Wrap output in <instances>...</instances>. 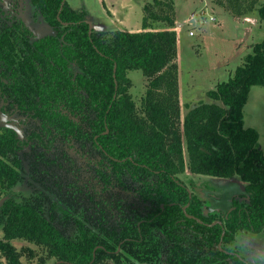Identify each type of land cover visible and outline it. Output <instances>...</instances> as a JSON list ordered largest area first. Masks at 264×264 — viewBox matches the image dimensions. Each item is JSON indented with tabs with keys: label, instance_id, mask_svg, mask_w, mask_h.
<instances>
[{
	"label": "trees",
	"instance_id": "16d2710c",
	"mask_svg": "<svg viewBox=\"0 0 264 264\" xmlns=\"http://www.w3.org/2000/svg\"><path fill=\"white\" fill-rule=\"evenodd\" d=\"M62 2L31 0L54 30L34 40L0 6V118L24 135L0 127V194L32 188L0 208V259L24 264L19 240L46 252L40 264H264V153L244 124L251 89L264 86V40L182 121L173 0L146 4L142 31L110 36L90 35L86 16ZM219 4L264 21V0ZM137 70L148 79L140 107ZM187 170L239 179L244 201L211 211L180 179Z\"/></svg>",
	"mask_w": 264,
	"mask_h": 264
},
{
	"label": "rangeland",
	"instance_id": "374dc122",
	"mask_svg": "<svg viewBox=\"0 0 264 264\" xmlns=\"http://www.w3.org/2000/svg\"><path fill=\"white\" fill-rule=\"evenodd\" d=\"M152 0H67L69 6L86 16L96 32L110 36L117 30L142 31L144 6ZM221 0H173L175 5V31L178 34V70L180 86L181 119L187 113L186 105L194 107L200 102H211L207 93L221 83L229 81L245 58L252 53V46L264 40V21L256 11L236 17ZM0 6L17 14L30 31L32 40L52 35L54 30L35 11L31 0H0ZM246 17V18H245ZM178 24H182L178 26ZM166 26L155 23L154 29ZM192 34V35H191ZM132 82L130 93L140 107L145 96L148 79L141 71L129 72ZM4 118H0L2 121ZM6 121V120H4ZM245 128L259 134V148L264 153V86L251 89L244 108ZM185 160L188 157L185 153ZM191 191L204 200L211 211L225 215L232 208L234 199L243 202L245 184L239 179L222 180L192 175L189 170L180 176ZM32 194L27 181L9 192L18 203ZM0 194V201L5 198ZM5 221L0 218V240L4 239ZM21 254L24 264H40L48 260L46 252L32 243L11 242ZM0 259V264H5ZM49 264L52 260L49 259Z\"/></svg>",
	"mask_w": 264,
	"mask_h": 264
},
{
	"label": "water",
	"instance_id": "95a60500",
	"mask_svg": "<svg viewBox=\"0 0 264 264\" xmlns=\"http://www.w3.org/2000/svg\"><path fill=\"white\" fill-rule=\"evenodd\" d=\"M67 0H63L62 5H61V10L63 9L65 3ZM86 23L89 25V34L91 35L94 28L92 24L86 20ZM182 24H178V26H181ZM0 127L3 129H9L12 130L14 133H16L19 142H22L24 140V135H23V130L21 128L20 122H9V121H3L0 123ZM9 200V197H5L0 201V208L3 206V204ZM264 252L257 251V256H262ZM250 260L253 262V256H251Z\"/></svg>",
	"mask_w": 264,
	"mask_h": 264
},
{
	"label": "flooded vegetation",
	"instance_id": "af4514ba",
	"mask_svg": "<svg viewBox=\"0 0 264 264\" xmlns=\"http://www.w3.org/2000/svg\"><path fill=\"white\" fill-rule=\"evenodd\" d=\"M6 121H9V120H6ZM3 122V121H2ZM10 122V121H9ZM258 251V250H257ZM260 251V250H259ZM262 252V251H261Z\"/></svg>",
	"mask_w": 264,
	"mask_h": 264
},
{
	"label": "crops",
	"instance_id": "0c3cea01",
	"mask_svg": "<svg viewBox=\"0 0 264 264\" xmlns=\"http://www.w3.org/2000/svg\"><path fill=\"white\" fill-rule=\"evenodd\" d=\"M139 32V31H138ZM181 93V92H180Z\"/></svg>",
	"mask_w": 264,
	"mask_h": 264
},
{
	"label": "built area",
	"instance_id": "2783aa9c",
	"mask_svg": "<svg viewBox=\"0 0 264 264\" xmlns=\"http://www.w3.org/2000/svg\"><path fill=\"white\" fill-rule=\"evenodd\" d=\"M192 35V34H191Z\"/></svg>",
	"mask_w": 264,
	"mask_h": 264
}]
</instances>
